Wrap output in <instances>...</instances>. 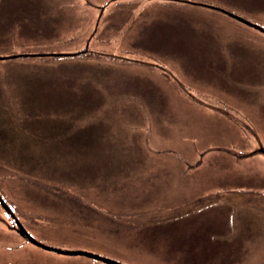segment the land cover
<instances>
[{"label":"rangeland","instance_id":"obj_1","mask_svg":"<svg viewBox=\"0 0 264 264\" xmlns=\"http://www.w3.org/2000/svg\"><path fill=\"white\" fill-rule=\"evenodd\" d=\"M106 1L0 0L18 15L15 28L0 20V55L77 52L0 59L1 194L62 249L264 264V50L212 7L264 27V0H123L101 13ZM149 118L172 139L137 148L135 124ZM6 222L0 207V264H107L42 249Z\"/></svg>","mask_w":264,"mask_h":264},{"label":"water","instance_id":"obj_2","mask_svg":"<svg viewBox=\"0 0 264 264\" xmlns=\"http://www.w3.org/2000/svg\"><path fill=\"white\" fill-rule=\"evenodd\" d=\"M229 15L255 27V28H259L260 30L264 29L259 26L258 24H255L247 19L242 18L241 16L234 14L232 12L226 11ZM68 54H75L74 52H31V53H16V54H10V55H0V59H6V58H13V57H17V56H45V55H68ZM0 204L2 205V207L4 208L5 211H7L9 213V215L11 216V218L15 221L16 225H17V230L20 233V235L26 239L27 241L38 245L44 249L47 250H51L57 253H63V254H69V255H85L94 259H98L101 261H104L108 264H125L123 262H120L116 259H112L110 257L107 256H103L94 252H90V251H86V250H69V249H61L58 247H54V246H50L47 244H44L42 242H40L39 240H37L36 238H34L24 227L23 225L20 223V221L18 220V218L16 217V215L13 213V211L10 209L9 205L5 202V200L1 197L0 195Z\"/></svg>","mask_w":264,"mask_h":264},{"label":"crops","instance_id":"obj_3","mask_svg":"<svg viewBox=\"0 0 264 264\" xmlns=\"http://www.w3.org/2000/svg\"><path fill=\"white\" fill-rule=\"evenodd\" d=\"M135 111H138V110H135ZM160 111V109H153V110H149L148 111V113H145L144 114V116H148V115H152V114H155V113H157V112H159ZM115 112H117L118 114H133V111H131V110H118V111H115ZM134 114H137V113H134ZM160 115L159 116H161V111H160V113H159ZM155 120V119H154ZM160 119H156V121H154V122H152L153 121V119H150L149 118V120L147 119L146 121H147V124H144V125H142V124H140L139 122L138 123H136L135 124V126L137 127V129L139 130V131H137V133H136V136H135V142L137 143V148H138V146H139V139L141 138V137H143L146 141H148L149 143H150V145H151V143H152V145H153V143H154V141H156V143L158 144L159 142H163V141H170L171 139H172V132L171 131H168L167 133L166 132H154V131H156V130H154V131H151V130H149L150 128H151V125H152V123L154 124V125H160L161 124V121H159ZM130 125H131V123H130ZM105 125H102V127H104ZM139 126H141V127H145V130L143 131V129H141ZM101 127V128H102ZM107 127H109V126H107ZM134 127V126H133ZM110 128V127H109ZM96 130V129H95ZM97 131V130H96ZM98 132H101V130L100 131H98ZM143 133V136L141 135V133ZM96 137V136H95ZM100 139H103L104 137H105V135L104 134H101V135H99L98 136ZM180 138V137H179ZM100 142H107L106 140H101ZM185 173H187L186 175H188V172L187 171H184ZM216 188V187H215Z\"/></svg>","mask_w":264,"mask_h":264},{"label":"flooded vegetation","instance_id":"obj_4","mask_svg":"<svg viewBox=\"0 0 264 264\" xmlns=\"http://www.w3.org/2000/svg\"><path fill=\"white\" fill-rule=\"evenodd\" d=\"M258 33H260V32H258ZM260 34H262V33H260ZM263 36H264V34H262ZM255 149V148H254ZM259 151H261L263 154H264V147L263 146H260L259 147V149H258ZM253 150H250V151H244V155L245 156H247V155H250V154H253L254 153V151L252 152ZM0 207L4 210V208L2 207V205H0ZM10 207H11V205H10ZM11 210L13 211V213L16 215V217L18 218V220L20 221V223L23 225V227L32 235V236H34L28 229H27V226L19 219V217L17 216V214L15 213L16 211L11 207ZM4 212H5V214H6V218H7V222H6V224H7V226L8 227H10L12 230H14L15 232H17V234H19V236L24 240V241H26V242H29V241H27L26 239H24L21 235H20V233L18 232V230H17V225H16V223H15V221L11 218V216L9 215V213L7 212V211H5L4 210ZM35 237V236H34ZM31 243V242H30ZM31 244H33V243H31ZM33 245H35V244H33ZM35 246H38V245H35ZM39 247V246H38ZM41 248V247H40Z\"/></svg>","mask_w":264,"mask_h":264},{"label":"trees","instance_id":"obj_5","mask_svg":"<svg viewBox=\"0 0 264 264\" xmlns=\"http://www.w3.org/2000/svg\"><path fill=\"white\" fill-rule=\"evenodd\" d=\"M1 3H4V2H2V0H1ZM115 3H122V1L115 2ZM182 3H185V2H182ZM131 5H133V4H131ZM122 6H123V5H122ZM132 7H133V6H131V10H132ZM1 8H4V7H3L2 5H0V9H1ZM127 9H128L127 7L125 8V7L123 6L121 9H118V10L122 12V11L127 10ZM131 10H130V11H131ZM6 15H8V16H6ZM6 15L4 16V14L1 12V13H0V20H3V22H4V21H6L5 18H8L9 16H12V17L15 16L11 21H9V23H12V27H11V28H15V27H14V25H15V24H14V23H15L14 20H15V18H18V15H17V14H9V13H7V12H6ZM209 15H212V14H208L207 16H209ZM121 17H124V16H121ZM32 19H33V18H32ZM6 22H7V21H6ZM196 47H199V46H196ZM199 48H200V47H199ZM41 51L43 52L44 50H41ZM41 57H44V56H41ZM56 58H58V56H52V59H56ZM22 126H23L22 123H18V124H17V127H16V130L20 129ZM1 131H2V130L0 129V132H1ZM7 139H8V138L4 139V142H5V143L7 142ZM2 147H4V145L1 146L0 149H2ZM3 197H4V196H3Z\"/></svg>","mask_w":264,"mask_h":264}]
</instances>
